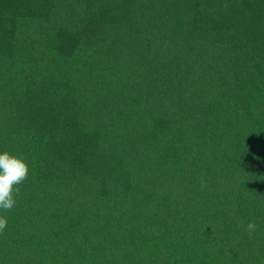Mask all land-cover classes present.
<instances>
[{
  "label": "trees",
  "instance_id": "16d2710c",
  "mask_svg": "<svg viewBox=\"0 0 264 264\" xmlns=\"http://www.w3.org/2000/svg\"><path fill=\"white\" fill-rule=\"evenodd\" d=\"M3 151L0 264H264V0H0Z\"/></svg>",
  "mask_w": 264,
  "mask_h": 264
},
{
  "label": "clouds",
  "instance_id": "9594fccd",
  "mask_svg": "<svg viewBox=\"0 0 264 264\" xmlns=\"http://www.w3.org/2000/svg\"><path fill=\"white\" fill-rule=\"evenodd\" d=\"M29 167L22 156L8 151L0 152V210L10 211L15 207L16 196L20 192L19 185L28 179ZM7 227V218L0 216V232ZM253 224L248 225L252 230Z\"/></svg>",
  "mask_w": 264,
  "mask_h": 264
}]
</instances>
